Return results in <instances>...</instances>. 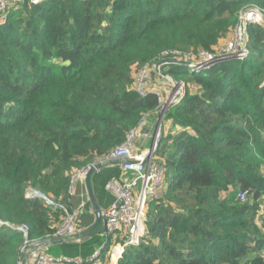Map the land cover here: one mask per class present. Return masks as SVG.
<instances>
[{"label":"trees","instance_id":"obj_1","mask_svg":"<svg viewBox=\"0 0 264 264\" xmlns=\"http://www.w3.org/2000/svg\"><path fill=\"white\" fill-rule=\"evenodd\" d=\"M259 1L24 0L0 19V264H19L16 227L29 239L52 236L75 170L110 154L143 114L156 120L157 97L139 96L135 71L166 50L216 52L242 8ZM246 49L200 71L161 65L183 81L155 151L166 184L116 264H264V23L248 25ZM119 173H93L103 208Z\"/></svg>","mask_w":264,"mask_h":264},{"label":"built area","instance_id":"obj_2","mask_svg":"<svg viewBox=\"0 0 264 264\" xmlns=\"http://www.w3.org/2000/svg\"><path fill=\"white\" fill-rule=\"evenodd\" d=\"M23 1L0 0V19L5 18L10 9ZM31 1L37 4L41 0ZM263 17L264 7L255 3L247 4L238 14V20L232 28V37L228 44L218 52L210 53L202 50L197 53H182L178 50H166L161 53V58L191 59L193 62L189 66L191 71H200L207 68L221 58L230 56L243 58L247 54V27L249 24L254 23L263 24ZM153 71H155L154 64L140 66L135 71L133 84V88L139 96L144 98L149 92H152L157 97V105L153 111L156 115L153 130H150L148 126V113L143 114L137 124L127 132L124 140L110 154L98 161L102 162L103 165H117L120 169L118 178L108 180L104 186L114 197V201L108 207L101 209V216L107 234L113 239L124 236L126 240L124 245L139 243L144 232L147 202L150 199L159 198L163 193L166 184L165 167L155 160V142L166 107L169 104L177 103L182 94L183 81L179 80L177 84H174L167 76L166 78L171 81L174 87L170 89L167 96H164L160 88L152 90L148 82L153 78ZM179 93L180 96L177 97ZM146 138H151V145L145 151L139 152L138 142L140 139ZM91 165L77 169L71 174L69 195L73 194L75 183L85 179ZM28 190L33 191V193H29ZM26 194L30 197L40 196L46 199L49 204H52V201L48 200L46 196L38 194L31 188L26 190ZM237 198L241 202L247 201L248 191L240 190L237 193ZM57 206L64 210V216L51 237L70 239L77 231L78 216L83 211L84 204L82 203L77 208ZM0 225H3V222L0 221ZM15 229L21 232L24 237L21 247L22 257L18 261L19 264H101L100 257L104 245L97 248L88 257L54 256L44 249L45 242H48L51 237L42 241L29 239L26 225ZM123 250L124 248L122 252Z\"/></svg>","mask_w":264,"mask_h":264},{"label":"crops","instance_id":"obj_3","mask_svg":"<svg viewBox=\"0 0 264 264\" xmlns=\"http://www.w3.org/2000/svg\"><path fill=\"white\" fill-rule=\"evenodd\" d=\"M156 80L158 79L156 78ZM154 86L155 87H152V90L160 88L162 89L163 94L166 92L164 96H167L166 94H168L170 91V88H165L166 85H163L161 83L154 84ZM154 125L155 116L152 114L148 116L149 129L153 130ZM171 127L172 124L170 121L165 123V131H168ZM176 129L177 127H175V130ZM150 145L151 138L140 139L138 142L139 152L145 151L150 147ZM92 176L93 173L90 175L89 181L93 196L96 204L102 209L103 207L98 202L92 188ZM97 197L101 201L102 197L99 195V193ZM82 203L84 204V209L79 216V219L77 220V231L75 235L70 239L51 237L48 242H45V251L54 256L88 257L97 248L104 245V250L100 258L101 264H116L119 257L121 256L124 244L119 240L117 241V238L113 239L109 234H107L103 218L99 222L96 221V216L94 214L93 206L88 196L85 180L75 183L74 196L71 199V204L69 207L77 208Z\"/></svg>","mask_w":264,"mask_h":264},{"label":"water","instance_id":"obj_4","mask_svg":"<svg viewBox=\"0 0 264 264\" xmlns=\"http://www.w3.org/2000/svg\"><path fill=\"white\" fill-rule=\"evenodd\" d=\"M263 22H264V17L262 18ZM230 59H235V57H225V58H221V59H218L216 62H219V61H223V60H230ZM165 63H172V64H179V65H184V66H191L193 64L192 61L190 60H184V59H177L175 57H166V58H161L159 61H157L155 64H154V70L156 73L160 74L161 76L163 77H169V74H166L164 72L161 71V65L165 64ZM173 80V83L174 84H177L178 82L172 78ZM181 92V91H180ZM180 96V93L177 95V97ZM174 104H169L166 109H165V112L166 110L173 106ZM163 123H164V118L162 117L161 118V121H160V126H159V132H158V135H157V138H156V142H155V150L157 149L158 145H159V142H160V139L162 137V133H163ZM103 166V163L102 162H95L94 164H92L86 174V177H85V184H86V188H87V192H88V196H89V199L92 203V206H93V211H94V214L96 216V221L99 222L101 219H102V216H101V208L96 204L95 202V199H94V196H93V192H92V189H91V185H90V181H89V178H90V175L92 173H94L95 171H98L101 167ZM36 191V190H35ZM38 194H41L40 192L36 191Z\"/></svg>","mask_w":264,"mask_h":264},{"label":"rangeland","instance_id":"obj_5","mask_svg":"<svg viewBox=\"0 0 264 264\" xmlns=\"http://www.w3.org/2000/svg\"><path fill=\"white\" fill-rule=\"evenodd\" d=\"M30 2H32L31 0H29ZM259 5L261 6V7H264V0H260L259 1ZM231 37H232V29H230V31H228L226 34H225V36H223V37H221L219 40H218V43H217V45L214 47V51H216V52H218L219 50H221L222 48H224L227 44H228V41L231 39ZM190 58V57H189ZM187 60H190L191 61V59H187ZM169 78H170V80L172 81L173 79V77L171 76V75H169ZM158 80H156V78H153L152 80H149V82H148V85H150V88L152 89V87H155L154 86V84H159V83H161V84H163V85H166L165 86V88H167L168 87V89L170 88H174L173 86H172V83H171V81L169 80V79H167L166 77H163V78H157ZM158 81V82H157ZM173 82V81H172ZM164 87V86H163ZM166 93V92H165ZM164 93V94H165ZM167 95V94H166ZM155 160H156V158H155ZM28 192L29 193H33V191H31V190H28ZM260 200H261V204H262V206H264V194L261 196V198H260ZM260 211H262V209L260 210Z\"/></svg>","mask_w":264,"mask_h":264}]
</instances>
